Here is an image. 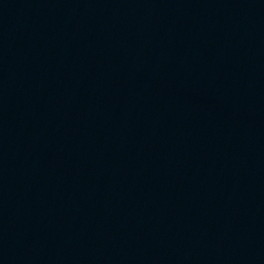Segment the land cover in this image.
Segmentation results:
<instances>
[{"label": "water", "instance_id": "water-1", "mask_svg": "<svg viewBox=\"0 0 264 264\" xmlns=\"http://www.w3.org/2000/svg\"><path fill=\"white\" fill-rule=\"evenodd\" d=\"M0 264H264V0H0Z\"/></svg>", "mask_w": 264, "mask_h": 264}]
</instances>
